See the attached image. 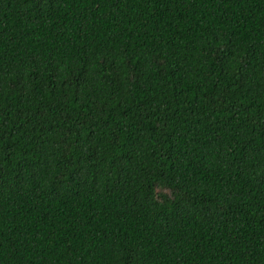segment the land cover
<instances>
[{
  "label": "trees",
  "instance_id": "obj_1",
  "mask_svg": "<svg viewBox=\"0 0 264 264\" xmlns=\"http://www.w3.org/2000/svg\"><path fill=\"white\" fill-rule=\"evenodd\" d=\"M0 264H264V0H0Z\"/></svg>",
  "mask_w": 264,
  "mask_h": 264
}]
</instances>
